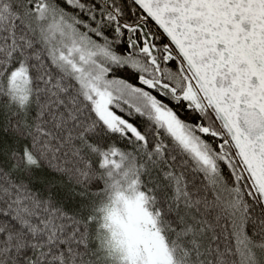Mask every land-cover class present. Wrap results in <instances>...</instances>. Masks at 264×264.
Masks as SVG:
<instances>
[{"label":"snow or ice","instance_id":"obj_1","mask_svg":"<svg viewBox=\"0 0 264 264\" xmlns=\"http://www.w3.org/2000/svg\"><path fill=\"white\" fill-rule=\"evenodd\" d=\"M0 264H264V0H0Z\"/></svg>","mask_w":264,"mask_h":264}]
</instances>
